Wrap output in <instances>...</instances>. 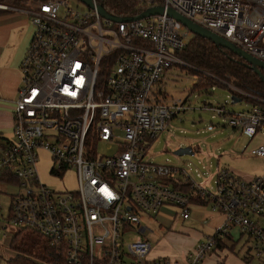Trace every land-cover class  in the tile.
<instances>
[{"label":"built area","instance_id":"built-area-1","mask_svg":"<svg viewBox=\"0 0 264 264\" xmlns=\"http://www.w3.org/2000/svg\"><path fill=\"white\" fill-rule=\"evenodd\" d=\"M92 4L84 11L71 0L22 7L34 31L20 64L13 136L0 140V195L7 185L20 190L8 195L7 215L0 201V247L15 227L44 237L67 264H199L218 237L237 228L248 241L245 264H264V173L243 178L222 169L212 192L148 159L153 140L185 110L180 100L166 104L157 85L165 69L184 64L176 52L194 36L167 9L264 62V0H135L140 12L153 6L163 12L121 21L102 16L97 0ZM259 101L229 114L227 123L264 138V98ZM101 142L115 151L97 153ZM41 150L56 163L53 175L75 169L76 190L40 181ZM250 153L264 157V139ZM194 203L224 215L216 233L182 259L150 256L142 215L152 218L172 205L185 219ZM125 229L135 232L133 240L122 241Z\"/></svg>","mask_w":264,"mask_h":264},{"label":"rangeland","instance_id":"rangeland-1","mask_svg":"<svg viewBox=\"0 0 264 264\" xmlns=\"http://www.w3.org/2000/svg\"><path fill=\"white\" fill-rule=\"evenodd\" d=\"M71 3L81 11L89 9L79 0H71ZM0 5L5 4L0 3ZM189 70L185 63H176L165 69L161 81L157 84L163 88V99L166 104L172 100H180L185 110L171 119L153 140L148 159L173 166L177 169L176 176L183 177L181 173L183 171L196 184L212 192L215 190V176L222 169H227L243 178L263 174L264 157L251 154L250 149L261 143L264 138L261 135L251 136L234 129L227 123V116L250 109L253 104L260 103L259 99L264 97L249 96L243 92L241 100L233 103L230 96L233 91L239 92L233 84L218 79V82L215 80L216 83L209 81V84L196 86L197 82H205L208 78ZM218 108L224 112L218 114L216 112ZM178 147H190L193 153L176 155L173 152ZM114 151L115 148L108 149L105 142L99 143L97 147L99 154H110ZM55 164L47 152L39 151L36 168L40 181L54 190H76L75 169H67L61 176L53 175L50 173V168ZM19 190L20 188L14 185H7L2 189L0 201L4 215H7L8 195L15 194ZM203 209L206 213H216L212 211L209 203L204 204ZM177 211L175 206L168 205L162 207L155 217L147 218L142 215L141 225L153 229V232L146 234V240L151 244L150 256H184L188 244L186 241L198 237V242H201L214 234L210 227L193 215L190 219L181 222ZM16 229L10 227L7 235L1 240L3 247H0V264H8L10 259L19 254L12 245L10 246V240L12 241ZM122 232V241L128 242L135 237V232L131 230L127 232L125 229ZM230 232L231 236L222 237L224 248L215 247L201 262L204 259H211L223 264L224 262L245 264L243 256L248 241L237 228H233Z\"/></svg>","mask_w":264,"mask_h":264},{"label":"trees","instance_id":"trees-1","mask_svg":"<svg viewBox=\"0 0 264 264\" xmlns=\"http://www.w3.org/2000/svg\"><path fill=\"white\" fill-rule=\"evenodd\" d=\"M47 0H0V3L9 7L22 8L31 7L36 3ZM104 8L116 16H135L140 13L135 5V0H97ZM9 9H0V14ZM177 57L182 60L190 72L205 75L208 79L205 82H197L196 86L209 84V81L218 82L224 80L233 84L239 92L233 94L242 97L243 92L247 95L264 97V83L259 76L245 64V61L230 50L215 44L211 40L194 35L188 44L178 52ZM264 74V70L261 69ZM214 77V78H213ZM215 82V83H216ZM247 99L248 96H245ZM250 100V99H249ZM251 101V100H250ZM175 187L187 190L188 183L177 184ZM11 245L19 252L17 256L10 259L8 264H67L57 256L48 241L41 235L20 229L14 233ZM225 243L218 238L217 248H224ZM232 247V244H231ZM218 264H223L219 262Z\"/></svg>","mask_w":264,"mask_h":264},{"label":"crops","instance_id":"crops-1","mask_svg":"<svg viewBox=\"0 0 264 264\" xmlns=\"http://www.w3.org/2000/svg\"><path fill=\"white\" fill-rule=\"evenodd\" d=\"M33 31L30 15L25 13L22 8L9 9L0 14V140H10L13 136L14 103L18 96V89L22 83L20 64L31 41ZM165 206L168 205L162 207ZM192 215L210 227L214 231V234L225 220L222 214L206 213L203 209V204L200 203L192 204L190 215L185 219H190ZM179 219L181 222L185 220L180 217ZM149 232H153V229L147 226V230L142 236L146 239V234ZM197 238L186 241L188 244L185 247V253L197 244L199 241V238ZM172 258L182 259L183 255ZM218 263V261H212L211 259H204L201 262V264ZM224 264L228 263L224 262Z\"/></svg>","mask_w":264,"mask_h":264},{"label":"water","instance_id":"water-1","mask_svg":"<svg viewBox=\"0 0 264 264\" xmlns=\"http://www.w3.org/2000/svg\"><path fill=\"white\" fill-rule=\"evenodd\" d=\"M79 1L83 2L84 4H86L89 7H92V5H93L92 0H79ZM97 8H98V11L100 12V14L102 16H104L105 18L117 20V21L140 19V18L149 16V15H153V14H161L163 12L162 6H153V7L146 8L144 11L140 12L138 15H135V16L119 17V16H116L114 14L109 13L104 8L102 3L98 4ZM167 13L169 15H172L173 17H175L180 22H182L186 27H188L194 33V35H198V36L207 38V39L211 40L212 42H214L215 44L220 45V46L230 50L234 54L238 55L239 57H241L245 61V64L248 67H250L259 76L260 80L264 83V74L261 72V69L264 70V62L263 61H260L256 58L252 57L248 53L244 52L243 50H241L240 48L235 46L233 43L229 42L227 39L220 37V36L214 34L213 32H211L210 30L193 23L191 20H189V19L183 17L182 15L178 14L173 9H170V8L167 9ZM230 99L233 103L241 100L240 97H237L234 94H232L230 96ZM173 153L180 156V155H185V154H192L193 152H192L190 147H178L174 150Z\"/></svg>","mask_w":264,"mask_h":264}]
</instances>
